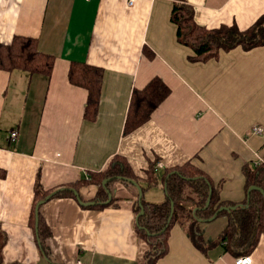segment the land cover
<instances>
[{
    "label": "crops",
    "instance_id": "crops-1",
    "mask_svg": "<svg viewBox=\"0 0 264 264\" xmlns=\"http://www.w3.org/2000/svg\"><path fill=\"white\" fill-rule=\"evenodd\" d=\"M188 2L208 29L245 30L264 15V0ZM173 7L174 0H0V43L33 37L55 58L50 77L0 69V264H139L148 243L137 232L136 209L142 200L165 202L166 170L185 164L212 181L221 201L247 199V173L264 165V45L197 61L178 39ZM72 62L103 70L96 118L86 116L88 90L70 82ZM155 77L169 96L125 134L133 91ZM116 155L130 163L142 198L120 179L109 183L115 203L103 208L51 197L37 233V180L41 193L70 186L90 201L91 173ZM228 223L227 214L202 221L205 249L175 223L157 264H235L221 242ZM250 255L264 264V234Z\"/></svg>",
    "mask_w": 264,
    "mask_h": 264
},
{
    "label": "trees",
    "instance_id": "trees-1",
    "mask_svg": "<svg viewBox=\"0 0 264 264\" xmlns=\"http://www.w3.org/2000/svg\"><path fill=\"white\" fill-rule=\"evenodd\" d=\"M178 27V39L195 52L194 59L207 61L219 56L221 51H230L238 46L245 50L264 45V15L250 27L241 30L237 25H223L208 29L199 25L194 18V8L188 0H174L171 15ZM54 56L38 48L36 38L16 35L9 44L0 43V69L11 71L22 69L30 74H43L50 77ZM103 70L86 63L72 62L70 82L88 90L86 116L96 118L101 94ZM170 88L158 77L152 79L144 88L135 89L125 123V134H129L148 122L157 107L169 96ZM154 172L153 167L148 171ZM248 190L258 186L264 190V165L260 164L248 172ZM109 178L106 186L103 181ZM151 178V177H150ZM120 179L129 183L136 181V175L130 163L121 155L111 158L108 165L100 172L91 173V180L97 187L96 194L90 199L96 203L86 208L105 207L109 202V183ZM153 181V179L151 178ZM167 187V200L163 203H149L142 200L144 214L137 218L136 229L140 237L148 243V249L139 264H157L169 251V234L175 223L180 224L200 249H205V240L201 220L213 217L223 206H237L235 210L221 211L229 216V223L221 237L227 251L234 256L250 254L264 234V194L259 190L248 191L243 203L232 204L221 201L219 189L201 171L190 164L176 169H167L164 176ZM87 181V180H85ZM131 183V182H130ZM73 186V185H71ZM39 180L35 185V204L45 199L54 190L43 191ZM69 196L78 200L69 187L56 191L52 197ZM210 199L209 205L207 201ZM82 198V197H81ZM83 200V198H82ZM79 202V201H78ZM174 202L172 210L171 203ZM81 205V204H80ZM141 206L136 209L137 215ZM35 213V209H34ZM39 233H43L44 221L39 213Z\"/></svg>",
    "mask_w": 264,
    "mask_h": 264
},
{
    "label": "water",
    "instance_id": "water-1",
    "mask_svg": "<svg viewBox=\"0 0 264 264\" xmlns=\"http://www.w3.org/2000/svg\"><path fill=\"white\" fill-rule=\"evenodd\" d=\"M109 181H110L109 178L105 179V180L103 181V185L106 186L107 183H108ZM128 181H130L131 183L135 184V185L138 187L139 192H140V198H142V196H143V189H142V187H141V186H140L135 180H133V179H128ZM72 190L74 191V193H75V195L77 196L78 201H79V203H80L81 205H83V206H91V205H94V204L96 203L95 201H83L82 198H81V196H80V194H79V192H78L76 189H74V188H72ZM166 190H167V187H166ZM252 190H259V191H261V192L264 194V190H263L262 188L258 187V186H251V187L249 188V193H250ZM55 192H56V191H55ZM55 192H52V193L49 194L45 199H42V200L38 201L37 204H36L35 214H36V231H37V233H38V229H39V213H40V207H41V205H43L48 199H50V198L55 194ZM111 198H112V195L110 194V196H109V200H108L107 202H109V201L111 200ZM210 199H211V198L209 197V199H208V201H207V205H209V203H210ZM140 206H141V211H140L138 217H139L140 215L144 214V207L142 206L141 203H140ZM171 206H172V210H173V209H174V202L171 203ZM236 208H237V206H223V207H221V208L217 211V213H216L213 217H211V218H209V219H207V220H201V221H203V222H210V221H213L214 219H216V217L218 216V214H219L221 211H223V210L232 211V210H235ZM38 236H39V235H38ZM39 243H40V240H39Z\"/></svg>",
    "mask_w": 264,
    "mask_h": 264
},
{
    "label": "built area",
    "instance_id": "built-area-1",
    "mask_svg": "<svg viewBox=\"0 0 264 264\" xmlns=\"http://www.w3.org/2000/svg\"><path fill=\"white\" fill-rule=\"evenodd\" d=\"M136 1L137 0H128V5L133 6L136 3ZM252 132L260 134L263 132V128L260 126H254L252 128ZM17 137H18V131L13 130L11 132V139L14 141L17 139ZM78 263L81 264V261H78ZM252 263H253V258L250 254L235 257V264H252Z\"/></svg>",
    "mask_w": 264,
    "mask_h": 264
},
{
    "label": "rangeland",
    "instance_id": "rangeland-1",
    "mask_svg": "<svg viewBox=\"0 0 264 264\" xmlns=\"http://www.w3.org/2000/svg\"><path fill=\"white\" fill-rule=\"evenodd\" d=\"M30 108H31V106H30Z\"/></svg>",
    "mask_w": 264,
    "mask_h": 264
}]
</instances>
